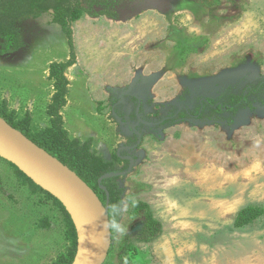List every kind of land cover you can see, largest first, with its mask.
<instances>
[{
  "label": "rangeland",
  "instance_id": "374dc122",
  "mask_svg": "<svg viewBox=\"0 0 264 264\" xmlns=\"http://www.w3.org/2000/svg\"><path fill=\"white\" fill-rule=\"evenodd\" d=\"M61 5L83 6L73 50L53 11L16 24L23 48L0 56V104L32 133L52 127L49 63L75 54L63 129L120 196L104 264H264V92L248 109H225L264 83V0L47 3ZM19 171L0 157V264H53L72 246L70 221ZM136 203L149 206L158 236L143 233Z\"/></svg>",
  "mask_w": 264,
  "mask_h": 264
},
{
  "label": "trees",
  "instance_id": "16d2710c",
  "mask_svg": "<svg viewBox=\"0 0 264 264\" xmlns=\"http://www.w3.org/2000/svg\"><path fill=\"white\" fill-rule=\"evenodd\" d=\"M48 0H0V37L7 41V50L4 54H14L23 47L22 36L20 30L16 27V24L27 19H38L43 15L53 11V22L59 25L63 33L68 38L71 49L74 48V37L72 31V23L76 18L82 17L84 14L83 6H79L77 9L66 8L64 6H58L53 9L47 6ZM93 5V4H92ZM96 5V4H94ZM93 5V6H94ZM92 6V10H93ZM2 54V55H4ZM76 65L75 54L72 53L70 59L67 62H55L52 63L49 69L50 79L53 80L55 94L53 96V103L48 109V114L52 118V127L38 133H32L30 119H18L16 112L10 111L6 103L0 104V118L11 126L16 131L23 134L27 139L43 149L49 155L58 159L65 166L75 172L85 183H87L94 192L98 195L101 201L106 205L107 195L102 187L107 188L109 191V216L112 230V240L116 236V227L118 224V204L120 196L116 190L109 185L114 180L102 181L101 178V160L88 152L87 144L81 146L79 142L69 139L68 133L63 129V118L60 115L62 109L67 106V96L69 94V81L66 77L67 71ZM264 83L258 88H251L250 94H241L235 96L232 99L230 105L225 106V109L236 114L239 110L250 108L253 105L250 100L255 97L256 101H261L259 96L264 91ZM222 106H215L212 110L214 115H218L223 112ZM191 114L182 111L179 113L180 118H188ZM198 117H203L202 109L196 111ZM100 160V161H99ZM23 174L21 171H19ZM24 175V174H23ZM25 176V175H24ZM26 177V176H25ZM27 178V177H26ZM33 185L32 180L27 178ZM36 186V185H35ZM38 187V186H36ZM39 188V187H38ZM51 199L56 201L64 210L66 216L70 221L71 228V242L72 246L69 249L68 255H62L53 264H75L79 252V240L76 228L73 224L71 216L68 214L64 206L59 200L54 198L51 194L45 192ZM114 206L116 211H114ZM141 211H144L146 216V224L144 227V234L148 237H156L160 234L162 227L157 222L148 205L136 203L133 206V213L138 216ZM250 209H246L241 212L238 221L239 224L242 218L250 212Z\"/></svg>",
  "mask_w": 264,
  "mask_h": 264
},
{
  "label": "water",
  "instance_id": "95a60500",
  "mask_svg": "<svg viewBox=\"0 0 264 264\" xmlns=\"http://www.w3.org/2000/svg\"><path fill=\"white\" fill-rule=\"evenodd\" d=\"M18 134L20 139L14 134ZM0 157L59 200L75 225L79 252L75 264H104L112 247L109 194L105 205L94 190L58 159L0 118ZM105 176L99 180L110 179Z\"/></svg>",
  "mask_w": 264,
  "mask_h": 264
},
{
  "label": "flooded vegetation",
  "instance_id": "af4514ba",
  "mask_svg": "<svg viewBox=\"0 0 264 264\" xmlns=\"http://www.w3.org/2000/svg\"><path fill=\"white\" fill-rule=\"evenodd\" d=\"M96 7V6H95ZM20 23V22H19ZM18 24V23H17ZM19 29V28H18ZM20 30V29H19ZM20 34H21V31H20ZM7 41L4 39V38H2V37H0V56H6V55H9V54H4V53H6V50H7V46H6V48L5 47H2V44L3 43H6ZM23 48V47H22ZM21 48V49H22ZM2 49H5V50H2ZM20 49V50H21ZM19 50V51H20ZM2 51V52H1ZM18 51V52H19ZM17 53V52H16ZM2 54H4V55H2ZM15 54V53H14ZM10 55H12V54H10ZM111 179V178H110ZM102 190H104L105 192H106V195H107V193L109 194V191L107 190V188H104V187H102ZM110 197V196H109ZM101 200V199H100ZM107 201H108V196H107ZM107 204V203H106ZM134 206V205H133ZM142 212V211H141ZM144 212V211H143ZM131 214H132V216H133V218H136V217H139L140 216V214L138 215V216H135L134 215V213H133V209H132V212H131ZM153 215V214H152ZM144 216H145V214H144ZM154 217V216H153ZM155 219V218H154ZM146 216H145V219H144V224H143V228H142V231L144 230V227H145V224H146ZM118 222H119V220H118ZM143 233H144V231H143Z\"/></svg>",
  "mask_w": 264,
  "mask_h": 264
},
{
  "label": "bare ground",
  "instance_id": "6f19581e",
  "mask_svg": "<svg viewBox=\"0 0 264 264\" xmlns=\"http://www.w3.org/2000/svg\"><path fill=\"white\" fill-rule=\"evenodd\" d=\"M55 62H58V61H55ZM51 63H54V62H50L49 64H51ZM48 70H49V69H48ZM46 73H48L47 70H46ZM13 134H14L17 138L20 139V136H19L18 134H15L14 132H13Z\"/></svg>",
  "mask_w": 264,
  "mask_h": 264
},
{
  "label": "clouds",
  "instance_id": "9594fccd",
  "mask_svg": "<svg viewBox=\"0 0 264 264\" xmlns=\"http://www.w3.org/2000/svg\"><path fill=\"white\" fill-rule=\"evenodd\" d=\"M114 211H116V207L114 206V209H113Z\"/></svg>",
  "mask_w": 264,
  "mask_h": 264
},
{
  "label": "crops",
  "instance_id": "0c3cea01",
  "mask_svg": "<svg viewBox=\"0 0 264 264\" xmlns=\"http://www.w3.org/2000/svg\"><path fill=\"white\" fill-rule=\"evenodd\" d=\"M50 69V68H49Z\"/></svg>",
  "mask_w": 264,
  "mask_h": 264
}]
</instances>
